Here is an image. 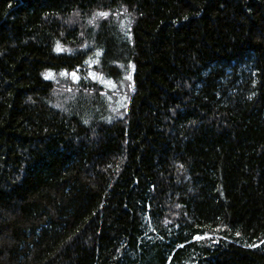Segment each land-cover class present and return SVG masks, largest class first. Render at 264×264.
Instances as JSON below:
<instances>
[{
    "label": "trees",
    "instance_id": "1",
    "mask_svg": "<svg viewBox=\"0 0 264 264\" xmlns=\"http://www.w3.org/2000/svg\"><path fill=\"white\" fill-rule=\"evenodd\" d=\"M0 264H264V0H0Z\"/></svg>",
    "mask_w": 264,
    "mask_h": 264
},
{
    "label": "rangeland",
    "instance_id": "2",
    "mask_svg": "<svg viewBox=\"0 0 264 264\" xmlns=\"http://www.w3.org/2000/svg\"><path fill=\"white\" fill-rule=\"evenodd\" d=\"M90 76H94V74L90 72ZM95 76H96V75H95ZM98 76H99V77H97V78H98V80L100 81V83L104 84V82H106V83H109V82H110L108 79L103 78L101 75H98ZM103 81H104V82H103ZM105 85L108 86L109 88L111 87L110 84H105Z\"/></svg>",
    "mask_w": 264,
    "mask_h": 264
},
{
    "label": "snow or ice",
    "instance_id": "3",
    "mask_svg": "<svg viewBox=\"0 0 264 264\" xmlns=\"http://www.w3.org/2000/svg\"><path fill=\"white\" fill-rule=\"evenodd\" d=\"M100 15H101V16H105V15H107V14H106V13H100Z\"/></svg>",
    "mask_w": 264,
    "mask_h": 264
}]
</instances>
